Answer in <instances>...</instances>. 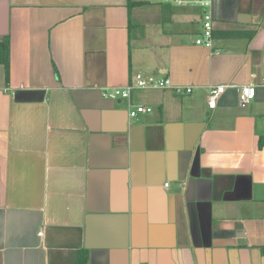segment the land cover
<instances>
[{
	"label": "crops",
	"instance_id": "1",
	"mask_svg": "<svg viewBox=\"0 0 264 264\" xmlns=\"http://www.w3.org/2000/svg\"><path fill=\"white\" fill-rule=\"evenodd\" d=\"M202 13L0 0V264H264V0ZM137 74L192 92L103 96Z\"/></svg>",
	"mask_w": 264,
	"mask_h": 264
},
{
	"label": "built area",
	"instance_id": "2",
	"mask_svg": "<svg viewBox=\"0 0 264 264\" xmlns=\"http://www.w3.org/2000/svg\"><path fill=\"white\" fill-rule=\"evenodd\" d=\"M164 2L173 4L175 6L187 7L189 5H195L202 10V31L201 35L196 39L195 44L204 46L206 48L212 47L213 30H214V0H163ZM227 88H236L238 90V102L239 106L244 108L247 106L255 97L256 90L255 86H236L233 84L220 85L211 88L207 100V107L213 109L216 105V101ZM133 89L146 90V89H157L166 90L170 89L176 95H189L192 92V88L171 86L170 82L164 78L144 77L141 74L135 76L134 84L127 85L124 87L115 88L112 90H106L103 92V96L108 99L121 98L129 100L131 91ZM152 108L137 105L132 107L129 112V116L134 118L140 114L150 113ZM168 184H165L167 187Z\"/></svg>",
	"mask_w": 264,
	"mask_h": 264
},
{
	"label": "trees",
	"instance_id": "3",
	"mask_svg": "<svg viewBox=\"0 0 264 264\" xmlns=\"http://www.w3.org/2000/svg\"><path fill=\"white\" fill-rule=\"evenodd\" d=\"M132 4H133V6H140V5H143V2H136V3H132ZM5 45L8 48V43ZM4 66H5L6 77H8V62H5Z\"/></svg>",
	"mask_w": 264,
	"mask_h": 264
},
{
	"label": "water",
	"instance_id": "4",
	"mask_svg": "<svg viewBox=\"0 0 264 264\" xmlns=\"http://www.w3.org/2000/svg\"><path fill=\"white\" fill-rule=\"evenodd\" d=\"M216 3H217V0H216Z\"/></svg>",
	"mask_w": 264,
	"mask_h": 264
}]
</instances>
